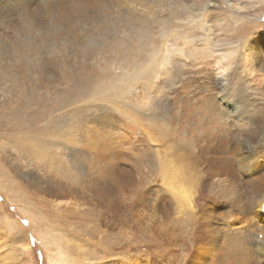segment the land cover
<instances>
[{"label": "rangeland", "instance_id": "obj_1", "mask_svg": "<svg viewBox=\"0 0 264 264\" xmlns=\"http://www.w3.org/2000/svg\"><path fill=\"white\" fill-rule=\"evenodd\" d=\"M152 2L156 5L163 3L164 7L162 5L159 7L157 6L153 9V15L151 14L146 18L133 17L131 15L130 19L132 20L130 26L138 30L142 39L148 42L151 39L155 40L156 37H158L157 41L159 40V42H162L163 40L160 38L162 33L160 32H164V30L170 26L172 20H182L183 16L189 17L190 13H206L207 10H211L210 13H207L206 23H204L203 26L199 25L195 26V28L194 26H188L190 29L186 27L188 31L184 30L185 32H182L183 36L181 35V38L179 37L175 40L180 46L181 44L185 46V50H183L182 54L178 53L176 55L178 58L182 56L180 57L182 58L181 64H191L192 59L194 63H197L194 57L200 59L205 58L207 59L206 61L209 62L210 60L208 59H210L212 54L217 52L218 46L220 44L222 45L221 40H236L234 43H237L238 40L240 42L246 40L248 38L247 34H238L232 31L235 28H239L241 24L247 22L254 23L251 31L256 33L255 35L260 36V38L264 36V0H152ZM208 5L211 7H208ZM75 7L76 6L71 5L69 0H52L51 2L50 0H0V35L2 34L5 40L9 39L8 42L6 41L7 43L4 41V43L1 44L10 46L14 38L18 36L20 39L21 37L17 33L24 35L26 33L25 26H45V29H47L46 37H52L50 31L53 25L60 20L52 15L59 17V13L62 12L61 9H65L69 16L79 18L76 19L79 34H83L86 28L97 26V24H94L96 20H93L91 18L92 16L87 18L85 15V12L92 15L87 6H83L85 12ZM119 18L120 17L117 18L115 24L121 25L128 23ZM122 20L125 22H121ZM66 24L67 19L63 24L66 30H57L59 26H56L55 29H53V37L59 39L65 35H70L68 29V25L70 24L65 26ZM89 24H93V27H86V25ZM191 29H193V31H191ZM190 31L192 34H190ZM38 33L40 34V32ZM14 34L17 36H13ZM130 34H136V32L133 30L129 31L128 37H123L121 32L116 34V36H118L117 41L122 48H125V46L127 47L132 37ZM184 35H186L187 38L186 36L184 37ZM34 37H36L35 34L33 35V38ZM112 37H114V35ZM250 37L253 38L252 36ZM184 38H186V40ZM52 40H50L49 44L55 42V39L54 41ZM59 40L63 41L64 39ZM248 41L250 42L251 39ZM259 42H261V40H259ZM234 43H232V45ZM238 44L240 45V43ZM186 45L190 48H195L196 51L188 53V47ZM230 46L231 44L227 47ZM197 49L201 53L197 54ZM60 51L50 50L48 54L45 52L43 55L36 52L35 56L44 60V64L42 65H35L34 63L37 62L35 58H33V60L26 59V62L31 68L39 67L44 70L45 68L52 70L55 63L53 65L50 64L51 67L47 65V62H62L64 52ZM109 56H113L112 60L110 59L111 62L113 58L121 57V55H117L115 51L110 52ZM168 58H173V55L168 56ZM116 60H118V58H116ZM213 60L216 59L214 58ZM69 62L70 63L65 67L62 66L61 68L63 81H65L64 83L48 85L31 75V78L29 80L27 79L28 81L25 80V78H23V80L21 79V84H23L25 90H30L29 84L31 85L32 83L34 94L36 93V98L33 103L29 104L27 102L22 107V115L26 120H32L34 117L37 119L34 121L29 131L35 132L36 134L46 132L49 141L57 139L61 142L48 150L45 149V145L39 146L36 148V152L27 147H19L15 142L16 140L14 138V140H12L9 137L21 134L20 131H13V128L20 123V120H18V118L16 119V115L11 113L13 108L18 107V103H15L18 99L12 103L13 105H11L7 111L0 113V235H2L0 236V264H58L60 262L61 264H116L117 262H128L127 264H185L184 262L188 259L187 257H189V255H179L178 250L174 248L175 243H172L173 245H171V243H162L161 240H156V238L153 242L152 240L148 242V237L142 235V231L138 232L135 229L137 227L144 228L145 226L144 221L137 217L138 213L145 214L153 210L151 206H145L147 194L146 186L149 184L150 187L157 188L161 194L166 191V188H163L161 185V175L159 176L160 173L158 172L157 166L151 163H147L146 165V159L154 157L156 155L153 154L154 151H157L159 154H162V150L170 152L171 148L168 146H170L171 141H168L169 145L167 146L163 138L157 137V135L153 133L154 129L149 125L150 119H146V121L142 123H139V121L134 122L131 118H127L126 114L123 112L125 109H128L127 104L133 102L138 103V108L144 106V109H149L148 107H151L152 110L154 108L156 109V103L160 101H164V103L165 101H170L172 103L174 98H169L168 101V97H173L175 95L171 87L176 86V84L170 82V86L168 83H164V88L158 86L161 89L158 100H153V104L150 106L147 104L141 106L142 96L145 97L143 86L141 84L137 87H127L124 72L120 73L119 69L113 67H101L97 69V72H92V70L88 68L81 69L77 67L73 63V58H70ZM171 64L174 65L172 59ZM0 67V74L4 76L10 75L11 78L14 65L10 67L7 64L1 63ZM176 67L178 68L179 66ZM66 72L68 74H66ZM26 73H28V71ZM77 74L78 76L80 74V77L73 80L72 76ZM171 78H174V76ZM70 79L71 82H69ZM11 80L17 82L14 78H11ZM174 80L177 81V79ZM153 81L163 84L162 78L159 80L153 78ZM255 83L257 82L254 81L253 84ZM218 87V93L223 95L220 93L221 87L219 85ZM130 88L132 89L130 90ZM152 88L155 90V86H152ZM207 89L208 88H205V91L203 90L201 96L206 93ZM195 90L198 94L199 90ZM139 92L140 94H138ZM1 94H3L2 91ZM25 94H28V91L25 92ZM219 94H217V96H220ZM138 95L142 96L139 97ZM1 98L3 99L4 97L1 96ZM193 99L195 100V98ZM139 102H141V104H139ZM225 104V102H221V105L226 108V110H229L230 105H226L225 107ZM263 104L264 102L261 103V105ZM256 107L258 106L256 105ZM165 114L170 115L168 111L165 112ZM3 115L7 118V125H4ZM60 127H65L66 129L72 127L73 133L71 132L72 134H69V131H59ZM26 130L27 129H24L22 132ZM86 130L89 132L86 133ZM90 131L92 134L97 135L92 136ZM98 134L100 137L102 136L100 140L97 139L99 136ZM106 135L110 136L109 140L111 138L109 142H107L108 140H103ZM41 136L42 135H39L35 139L36 143H38L37 139L40 142ZM188 136L192 137L190 139H193L194 134L193 136ZM188 136L184 139H188ZM92 140L94 142H92ZM104 141L106 143H104ZM262 148L264 149V146ZM147 151L148 153H146ZM182 151V155L183 153L185 154L186 151L188 154L192 153L191 157V154H185V158L187 159L184 158V155H181L182 158L185 159L183 160L185 166L194 170L193 172L189 171V173L192 175L196 173L194 178L198 182L199 180L204 182L208 181L206 184L208 187L212 179L214 181L219 178L220 180L222 178H226L227 180L232 178L233 180L244 181L246 178L250 177V172L253 170L251 166L246 169L237 164L231 165L233 162L231 155H229L221 145H219V147L216 145L212 150L201 154L193 152L194 150L192 151V148ZM198 151L199 150H197V152ZM261 155L264 156V152ZM261 159L263 160V158ZM257 164L259 166L258 174H260L264 170V162H257ZM132 172H134V174ZM100 173H110V175H112V177L114 175L115 178L120 176L124 177L125 183H128L131 179L135 182L139 180L143 183L145 179H147V185L140 184L138 186L142 187L135 189L137 192L140 190L143 191L136 202L135 209L138 212L136 210L129 211V206L127 207L128 211H125L126 207L120 204L119 207L121 209H115L114 211V209L110 208V211L107 213L101 210L104 208L108 209V207L95 205L94 203L97 200L94 198L95 202L92 199L90 200V198L94 197L91 196V194L95 195L93 189L96 186V179L101 175ZM232 179L230 181H232ZM150 180H156V182L151 183ZM131 184L129 183V186H131ZM127 186H122L121 189H119V193L123 198V192L128 197L125 201L130 202L138 195H135L134 189V191L130 190ZM57 193L67 194L65 198H60ZM247 195L248 194H245L244 200H249ZM38 200L40 204H38ZM173 201L175 203V200ZM205 203L211 205L209 201ZM204 204H201V206L204 207ZM32 205H35V207L32 208ZM75 207L79 210L77 214H73L69 210ZM202 207H199V215L201 216L204 214L202 212ZM54 208L59 211L57 210L55 213H50ZM228 208L230 207H225L226 210H229ZM249 211L251 212H249L248 217H242L243 215L241 213H235L232 210L230 211L231 213L229 211L223 212L222 214L224 216L226 213L228 215L219 220L221 222L220 226L223 227V220H230V223H237L236 225L244 229L247 227L251 229L253 227V225L250 226L251 224L249 223L260 225L261 219L254 217L253 210L250 209ZM32 213L34 214L32 215ZM239 214H241V216ZM38 215L41 218L42 215H44L43 217L46 220H41ZM30 217L34 218V222ZM124 217L127 219H123ZM251 218H253V222H251ZM48 225L49 227H47ZM46 227L48 229L51 227V230H53L51 233L58 236V238L54 236L55 239L57 238L56 240L50 236L51 233L49 232L46 238L44 234H48L47 231H49L48 229H44ZM54 231L59 232L55 233ZM151 231L153 232L152 235L157 237V231ZM263 232V229H256L254 231L255 234L259 233L260 240L262 239L261 235ZM6 239L8 240L6 241ZM262 240H264V237ZM155 242L157 244H155ZM56 243H58V245ZM160 244H163L164 249L160 247L162 246ZM185 244H189V252L192 257L194 255V250L191 247L194 242L191 240L185 242ZM3 245L7 246H4L3 249ZM206 245L207 244H204L202 246L201 251L209 252L212 258L219 254V248L217 250V247L215 248L213 245ZM168 246H171V249ZM185 247L187 246L185 245ZM195 247L197 251V245H195ZM75 249L80 250V254H76ZM83 253H85L84 257H82ZM62 258L67 261L62 260ZM134 261L136 263H134Z\"/></svg>", "mask_w": 264, "mask_h": 264}, {"label": "bare ground", "instance_id": "obj_2", "mask_svg": "<svg viewBox=\"0 0 264 264\" xmlns=\"http://www.w3.org/2000/svg\"><path fill=\"white\" fill-rule=\"evenodd\" d=\"M51 1L52 0H50V2ZM69 2L71 5L76 6L75 8L80 11H84L83 6H87L92 15L84 11L85 15L87 18L92 16L91 18L96 20L94 24H97V26L93 27V24L86 25V27L93 28H86L83 34H79L78 26L76 24V19L79 18L71 17L65 9H61L62 12L59 13V17L52 15L53 17L60 19L53 25V28L50 31L52 37H46L47 29H45V26H25L26 33L24 35L17 33L21 37L20 39L14 34L13 36L17 37L14 39L12 37L13 40L10 46L1 44L4 43V41L8 42L9 39L5 40V37L2 36V34L0 35V64L4 63L10 67L14 65L11 78H14L17 81H12L10 75L4 76L0 74V113L7 111L8 108L13 105L12 103L18 99L15 102L18 103V107L13 108L11 113L16 115V119L18 118L20 123L12 128L14 129L13 131H20L21 134L9 137L12 140L15 139V142L19 147H27L35 152L36 148L39 146L45 145V149L48 150L52 146L61 142L57 139L49 141L46 132L36 134L35 132L29 131L34 124V121L37 119L34 117L32 120H26L22 115V107L27 102L29 104L33 103L36 98V93L34 94L32 83L31 85L29 84L30 90H25V87L21 84V79L23 80V78H25V80H29L31 75L48 85L64 83L65 81H63L61 68L70 63V58H73V63L77 67H80L81 69L88 68L89 70H92V72H97V69L101 67H113L119 69L120 73H125L127 87H137L142 84L145 91V97L138 95L139 97L142 96V104L139 102L141 106L146 104L150 106L153 104V100H158V96L160 95L159 92L161 91L160 88H164V83H168L169 86L170 82L176 84V86L171 87L172 90H174L175 95L173 97H168V101L169 98H174L172 103L170 101H165V103L164 101H160L156 103V109L153 107L154 109L152 110L151 107H148L149 109H144V106L138 108V103L133 102L127 104L128 109L123 111L124 114H126V117L131 118L134 122L139 121V123H142L145 122L146 119H150L149 125L154 129L153 133H155L157 137L163 138L167 146L169 145L168 141H171L170 146H168L171 148L170 152L162 150V154H159L157 151H154L153 154L156 155L146 159V165L147 163H151L152 165L157 166L158 172L160 173L159 176L161 175V185L163 188H166V191L162 194L159 193L157 188H152L149 184H146L147 179H145L143 183L139 180L135 182L132 179L129 180L128 183H125L124 177L120 176L115 178L113 175V178L110 173H100V177L96 179L97 182L94 179L96 182V186L93 189L95 195L91 194V196L94 197L90 198V200L92 199L95 202L94 199H96L97 201L94 203L95 205L108 207V209L104 208L101 210L106 211L107 213L110 211V208L114 209V211L115 209H119L120 204H123L122 206L126 207L125 211L136 210V202L142 195L143 191L140 190L137 192L135 189L141 188L142 186H138L140 184H146L147 194L145 206H151L153 210L152 212L149 211L145 214L138 213L137 217L144 221L145 226L144 228L137 227L135 229L138 232L142 231V235L148 237V242L150 240L153 242L156 238V240H161L162 243H171V245H173L172 243H175V247H173L178 250L179 255H189V257H187L188 259H186L185 262L183 261L185 264H264V240H262L264 232L261 235V240L259 239V233H254L256 229H263L264 231V212L262 210L264 205V170L258 174L259 166L257 164V162H264V156L261 155L264 152V149L262 148L264 146V104L261 105V103L264 102V36L260 38V36L255 35L256 33L251 31L254 23L247 22L241 24L239 28H235L232 31L238 34H247L248 38L246 40L242 42L238 40L237 43H234L236 40L222 41L220 39L222 45H217L219 47L217 52L213 50L215 54H212L211 57L213 58L210 57V59H208L210 60L209 62L206 61L207 59L205 58L200 59L194 57L195 61L197 60V63H194L192 59L191 64H181L180 62H182V58L180 57L182 56L178 58L176 55L178 53L182 54L183 50H185V46L182 44L180 46L175 40L179 37L181 38L184 30L188 31V29H190L188 26H194V28L199 25L203 26L204 23H206L207 13H210L211 10H207L208 12L206 11V13H190L189 17L183 16L182 20H172L170 26L168 28L165 27L166 29H163L164 32H160L162 33L160 37L163 40L162 42H159V40L157 41L158 37H156L155 40L150 38L152 41L150 40L151 42H148L142 39L138 30H135L130 26V24H132V20H130L131 15L133 17L146 18L151 14L153 15V9L157 6L159 7L162 5L164 7L163 3L156 5L152 0H69ZM212 4L215 5L214 3ZM208 7L211 6L208 5ZM118 17L128 23H124L125 21L122 20L121 22L124 24H115ZM66 19L67 24L65 26L70 24L68 25L70 35H65L59 38L64 39L63 41H60L53 37V29H55L56 26H59L57 30H66L65 27H63ZM131 30L135 31L136 34H130L132 37L130 38L127 47L125 46V48H122L117 41L118 36H116V34L121 32L123 37H128L129 31ZM191 31H193V29H191ZM38 32H40V34ZM34 34L36 37L33 38ZM190 34H192V32ZM113 35L114 37H112ZM186 35H184V37ZM250 36L254 37L251 38ZM186 38L184 39L186 40ZM54 39L55 42L49 44L50 40L54 41ZM249 39H251L250 42L248 41ZM259 40H261V42H259ZM232 43L234 44L232 45ZM238 43H240V45ZM230 44L231 46L227 47ZM50 50L63 51L64 57L62 58V62L48 61L47 65H53L55 63L52 70L45 67V70L39 67H29L26 59L33 60V58H35L37 62L34 64L42 65L44 64V60L36 57V52L43 55L45 52L48 54ZM113 51L117 52V55H121V57H116L118 60L113 58V61L111 62L110 59L112 60L113 56H109V53ZM193 51H196L195 48L188 47V53ZM199 53L201 52L197 49V54ZM170 55H173V58H168ZM214 58L216 60H213ZM171 59L173 60L174 65H172L173 63L171 64ZM203 61L206 62L202 63ZM176 66L179 67L177 68ZM27 71L28 73H26ZM66 74L68 73L66 72ZM73 76L72 79L74 80L79 78L80 74L79 76L78 74ZM172 76H174V78H171ZM153 78L157 80L162 78L163 84L153 81ZM174 79H177V81ZM254 81L257 83L253 84ZM69 82H71V79ZM218 85L221 87L220 93L223 95L218 93ZM152 86H155V90ZM158 86H160V88ZM205 88L208 89L206 90V93L204 92L205 94L201 96ZM131 89L132 88H130V90ZM195 89H197V91L199 90L198 94ZM1 91L3 94H1ZM27 91L28 94H25ZM138 94H140V92ZM217 94L220 96H217ZM1 96L4 98L2 99ZM193 98H195V100ZM221 102L226 103L225 107L226 105H230L229 110H226V108L221 105ZM256 105L258 107H256ZM167 111L170 115L165 114ZM32 112L34 113L33 110ZM3 118L5 122L4 125H7V118L4 115ZM72 127L68 129L60 127L59 131H69V134H72ZM22 129L27 130L22 132ZM155 130H158L159 132ZM88 132L89 131L86 133ZM90 134L92 136L97 135L92 134L91 131ZM193 134V139H190L192 137H189L188 135L193 136ZM39 135H42L41 140L39 142L37 139L38 143H36L35 139ZM187 136L189 138L184 139ZM101 137L99 135L98 138H96L100 140ZM109 137V135H106L103 140L105 139V141L108 140L107 142H109L111 140V138L109 140ZM105 141L104 143H106ZM92 142L94 141L92 140ZM216 145L218 147L219 145L223 146L225 151L231 155L233 160L231 165L237 164L246 169L251 166L253 169L250 172L251 178L248 177L244 181H237L232 178V181H230L231 179L227 180L226 178H222L221 180L219 178L214 181L212 179L209 187L206 185L208 181H196L194 178L196 173L194 175L189 173V171L193 172L194 170L187 168L183 162V160L187 159L185 158V154L187 153L186 150L192 148V151L194 150L193 152L201 154L212 150ZM182 150L186 151L185 154L183 153L185 159L182 158ZM197 150L199 151L197 152ZM146 153H148V151ZM190 154L188 155L191 157L192 153ZM261 158H263V160ZM132 173L134 174V172ZM153 182H156V180L151 181V183ZM129 183H132L131 186H129ZM122 186H127L130 190L134 189L135 191H133L136 193L135 195L138 196H135L132 201L126 202L125 200L128 197L122 192V195L124 196L122 198L119 193V189H121ZM66 194L61 193L58 194V196L60 198H65ZM245 194H248L247 196L249 200L246 199L247 201L244 200ZM173 200H175V203ZM206 201H209L211 205L205 203ZM38 204H40L39 200ZM201 204H204L205 206L203 205L204 207H202ZM35 205H32L31 207L34 208ZM127 207L129 208L128 210ZM199 207H202V212L204 213L202 216L199 215ZM225 207L230 208H228L229 210H226ZM250 209L254 211V217L261 219L260 225L249 223L251 224L250 226L253 225V227L251 229L248 227L244 229L243 227L236 225L237 223H230V220H223V227L220 226L221 222L219 220L228 215L226 213L224 216L222 214L223 212H230L232 210L235 213H241L243 215L242 217H248L249 212H251L249 211ZM57 210L58 209L54 208L50 213H55ZM69 210L73 214L79 212L76 207ZM33 214L34 213H32V215ZM241 214L239 215L241 216ZM43 216L44 215H42V218L39 217L41 220L44 219L43 221H45L46 219ZM30 219L34 222V218L30 217ZM123 219L127 218L124 217ZM251 222H253V218H251ZM47 227H49V225ZM47 227L44 229H48ZM48 230L47 233L53 231L51 230V227ZM151 230L157 231V237L152 235L153 232ZM56 232L58 233L59 231ZM49 233L44 234L46 235V238ZM50 236H52L53 239H55V237L58 238L57 235L55 236L52 233ZM7 240L8 239H6V241ZM191 240L194 242L191 247L194 250V255L192 257L189 252V244H185V242ZM56 244L58 245V243ZM155 244L157 243L155 242ZM204 244L213 245L215 248L217 247V250L219 248V254L212 258L209 252L201 251ZM7 245H3V249L4 246L6 247ZM160 245V247H163V244ZM185 245L187 247H185ZM195 245L198 247L197 251L195 250ZM168 247L171 249V246ZM75 253L80 254V250L75 249ZM84 256L85 253L82 254V257ZM62 260H64V258H62ZM127 263L117 262L116 264ZM134 263L136 262L134 261ZM58 264H61V262Z\"/></svg>", "mask_w": 264, "mask_h": 264}]
</instances>
